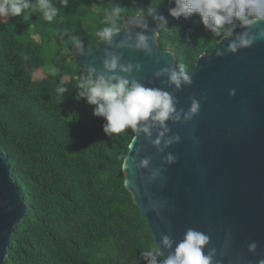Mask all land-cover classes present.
<instances>
[{"label": "trees", "instance_id": "trees-1", "mask_svg": "<svg viewBox=\"0 0 264 264\" xmlns=\"http://www.w3.org/2000/svg\"><path fill=\"white\" fill-rule=\"evenodd\" d=\"M113 3L123 8L121 28L127 14L143 9L161 49L173 52L177 68L182 64L191 75L223 38L210 33L197 14L172 17L171 0H69L52 23L35 14L28 21L22 15L0 19V150L29 206L7 264H147L140 253L155 240L123 172L136 134L128 129L106 135L94 106L75 99L79 77L64 80L86 72L61 33L78 34L85 48H99L103 42L91 32L102 26L100 11ZM45 42L56 47L59 71L36 80ZM61 83L68 91L60 103L55 89Z\"/></svg>", "mask_w": 264, "mask_h": 264}, {"label": "water", "instance_id": "water-1", "mask_svg": "<svg viewBox=\"0 0 264 264\" xmlns=\"http://www.w3.org/2000/svg\"><path fill=\"white\" fill-rule=\"evenodd\" d=\"M143 18L146 30L130 26L126 17L111 45L84 47L83 54H74V61L85 72L93 67L99 74L104 71L105 53L114 52L122 64H141V71H133L129 79L172 93L178 111L190 108V97L200 102V108L191 121L166 122L170 131L161 147L170 136L179 135L180 141L162 152L143 133L133 138L123 165L125 187L145 218L162 259L175 248V244L165 248L162 236L179 242L192 228L210 237L205 252L216 248L219 264H258L264 259V38L235 54L218 56L235 38L223 37L211 54L199 58L192 84L174 91V85L162 83L167 77L156 78L153 73L169 66L178 69L176 56L161 49L154 24ZM259 29H264V22L249 30ZM244 30L240 27L236 34ZM126 31L133 40L137 32L152 37V55L117 47ZM232 89L234 95L229 94ZM160 131L152 129V138ZM169 153L174 162H166ZM144 158L148 165L138 167ZM154 169L158 175L152 178ZM28 213L9 158L0 150V264H7L14 233ZM252 242L257 243L254 253L248 251Z\"/></svg>", "mask_w": 264, "mask_h": 264}, {"label": "clouds", "instance_id": "clouds-1", "mask_svg": "<svg viewBox=\"0 0 264 264\" xmlns=\"http://www.w3.org/2000/svg\"><path fill=\"white\" fill-rule=\"evenodd\" d=\"M171 2L175 5L168 9L172 17L188 19L197 14L205 28L215 37H235L225 50L217 52L218 56L235 54L240 49L250 47L258 38H264V29L256 32L249 30L258 22H264V0H171ZM68 4L69 0H0V19L22 15V19L28 21L31 15L35 14L41 16L45 22L52 23L60 14L61 8L68 7ZM122 13L123 8L114 3L110 7L103 8L100 11L102 26L92 31L91 35L96 40L111 45L114 35L120 31ZM127 15L130 26L145 30L148 28L143 18V9H136ZM158 19L163 25L167 24L163 16ZM237 27L245 30L236 34ZM61 35H67L73 48L83 54L84 46L80 35L66 30ZM150 39L152 37L137 32L133 40L130 31H126L124 39L117 47L134 48L143 51L146 55H152ZM105 57L104 71L96 74V69L90 67L86 73L80 75L76 84L75 99L77 101L84 99L87 104L94 106L93 115L104 119L103 131L109 137L131 129L136 134L134 139L143 133L145 139L160 152L171 144L178 143L180 136L174 135L163 139V147H161L162 138L170 131L166 122L169 120L183 123L191 121L199 111L200 102L190 97V108L187 111L183 109L178 111L177 99L172 93L160 88L145 87L135 78L129 79L133 71H141V64L131 62L122 64L121 57L111 51L106 52ZM24 59H27V56H24ZM115 70H118V73ZM153 76L167 77L166 80H162V83L174 85V91H179L182 85L190 86L193 82L192 75L182 64L178 69L171 66L161 68L155 71ZM55 91L61 103L68 89L61 83ZM229 94L234 95L235 89L230 90ZM154 128L162 130L156 139L152 138ZM174 160L175 157L171 153L166 156V162L171 163ZM148 163V158H144L138 167H146ZM157 175L158 170H152L151 177L154 178ZM209 243L210 237L207 234L189 228L179 242L168 235L162 236L161 244L165 248L171 249L175 244L174 250L166 259L158 261L160 248L155 243L143 249L140 255L147 260V264H219L215 260L216 248H209L205 252V246ZM256 248V242L248 245L249 252L254 253ZM258 264H264V259H261Z\"/></svg>", "mask_w": 264, "mask_h": 264}, {"label": "rangeland", "instance_id": "rangeland-1", "mask_svg": "<svg viewBox=\"0 0 264 264\" xmlns=\"http://www.w3.org/2000/svg\"><path fill=\"white\" fill-rule=\"evenodd\" d=\"M44 47V56H45V64L42 68L36 71L34 77L36 80L43 79L46 76L56 74L59 69L54 64L53 59L56 56V47L52 44L45 42L43 44ZM81 73L74 71L71 75H65L64 80L70 79L71 77H80Z\"/></svg>", "mask_w": 264, "mask_h": 264}]
</instances>
